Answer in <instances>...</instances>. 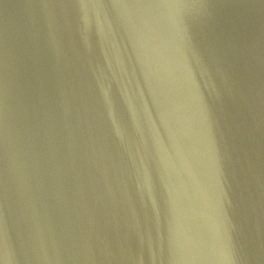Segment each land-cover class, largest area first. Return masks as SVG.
Wrapping results in <instances>:
<instances>
[{"label":"water","instance_id":"water-1","mask_svg":"<svg viewBox=\"0 0 264 264\" xmlns=\"http://www.w3.org/2000/svg\"><path fill=\"white\" fill-rule=\"evenodd\" d=\"M0 264H264V0H0Z\"/></svg>","mask_w":264,"mask_h":264}]
</instances>
